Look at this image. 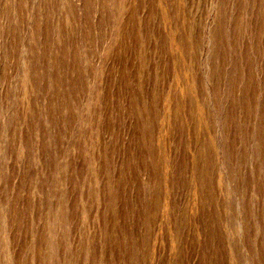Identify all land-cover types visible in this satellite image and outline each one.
<instances>
[{
    "label": "rangeland",
    "instance_id": "obj_1",
    "mask_svg": "<svg viewBox=\"0 0 264 264\" xmlns=\"http://www.w3.org/2000/svg\"><path fill=\"white\" fill-rule=\"evenodd\" d=\"M0 264H264V0H0Z\"/></svg>",
    "mask_w": 264,
    "mask_h": 264
}]
</instances>
